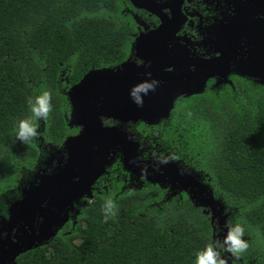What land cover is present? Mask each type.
<instances>
[{
	"label": "trees",
	"instance_id": "1",
	"mask_svg": "<svg viewBox=\"0 0 264 264\" xmlns=\"http://www.w3.org/2000/svg\"><path fill=\"white\" fill-rule=\"evenodd\" d=\"M130 8L129 0H0V223L77 136L71 88L90 70L134 59L138 29ZM234 84L177 99L156 124L125 127L141 143L142 158L173 161L199 176L226 219L245 222L249 248L238 259L224 254L227 264H264V85ZM42 91L51 94L53 111L39 122L38 137L23 144L16 123L30 114L26 99ZM169 189L137 181L118 153L76 218L16 263L193 264L195 251L224 230L187 192ZM109 196L118 211L105 223Z\"/></svg>",
	"mask_w": 264,
	"mask_h": 264
},
{
	"label": "water",
	"instance_id": "2",
	"mask_svg": "<svg viewBox=\"0 0 264 264\" xmlns=\"http://www.w3.org/2000/svg\"><path fill=\"white\" fill-rule=\"evenodd\" d=\"M181 24L168 21L159 29L141 33L136 38L134 50L137 57L144 60L142 65L128 60L117 68L93 69L71 88L70 122L82 130L80 135L65 142L69 163L67 167L58 166L52 173L42 174L40 181L26 186L23 197L11 205L9 218L0 223V264H17L21 253L53 237L69 220V210L75 202L85 194L93 197L92 187L107 173L111 152L116 149L122 154L124 168L136 178L167 183L173 191L185 188L194 204L208 207L204 212L211 213L212 220L217 219L223 229L225 209L208 184L173 161L155 166L153 160L142 158L141 143L134 133L117 125L105 126L102 120L104 116L124 124L140 121L156 124L171 113L178 96L187 91L171 92L174 77L170 76L166 82L167 73L162 69L171 62L174 64L167 53V42ZM207 78L198 80L187 93L201 92ZM148 79L159 81V85L143 98V106L138 107L132 102L129 90ZM76 173L79 179L71 180L70 176ZM46 201L47 208L44 207ZM38 215L43 217L39 226L36 224Z\"/></svg>",
	"mask_w": 264,
	"mask_h": 264
},
{
	"label": "flooded vegetation",
	"instance_id": "3",
	"mask_svg": "<svg viewBox=\"0 0 264 264\" xmlns=\"http://www.w3.org/2000/svg\"><path fill=\"white\" fill-rule=\"evenodd\" d=\"M129 1L132 6L130 13L137 22L135 41L141 33L159 29L168 21L173 24L182 23L167 42V53L174 59V64L171 62L162 69V72L167 73L166 82L170 76L174 77L171 92H189L198 80L202 81L207 77L204 89L199 93L209 88L220 90L226 85L235 88L236 80L264 85V0H135L144 8L136 6L134 0ZM133 61H139L140 65L144 63L136 53ZM150 74L151 72L148 73ZM187 92L177 99L199 94ZM102 120L105 126L117 125L127 129L126 124L112 118L102 116ZM81 130L79 127L77 136ZM118 153L121 154L119 149L111 152L109 166ZM60 156L54 170L58 166L67 167L69 163L67 149H62ZM70 178L73 181L79 179L77 173ZM135 179L138 181L142 178ZM169 190L171 194L174 191L176 194L182 191L188 193L185 188L173 191L170 187ZM88 198L85 194L75 202L74 207L69 210V219L76 218L77 206L85 203ZM44 207H48L47 201ZM202 208L209 210L208 207ZM42 222L43 217L38 215L37 226Z\"/></svg>",
	"mask_w": 264,
	"mask_h": 264
},
{
	"label": "clouds",
	"instance_id": "4",
	"mask_svg": "<svg viewBox=\"0 0 264 264\" xmlns=\"http://www.w3.org/2000/svg\"><path fill=\"white\" fill-rule=\"evenodd\" d=\"M136 63L137 66L140 65L139 61ZM158 85L159 81L155 79H148L134 85L129 90L132 102L142 107L143 98L149 92H154ZM26 107L30 114L18 120L15 126V138L23 144H28L37 138L39 122L50 118L53 111L52 96L48 91L30 96L26 99ZM117 211V202L111 196L107 197L101 208L104 222L107 223L115 218ZM223 229L222 236L217 230V234L210 238L203 248L195 251L193 264H227L224 254L238 259L249 248V243L245 239L246 224L242 219H226Z\"/></svg>",
	"mask_w": 264,
	"mask_h": 264
},
{
	"label": "rangeland",
	"instance_id": "5",
	"mask_svg": "<svg viewBox=\"0 0 264 264\" xmlns=\"http://www.w3.org/2000/svg\"><path fill=\"white\" fill-rule=\"evenodd\" d=\"M248 242L250 241V240H247Z\"/></svg>",
	"mask_w": 264,
	"mask_h": 264
}]
</instances>
